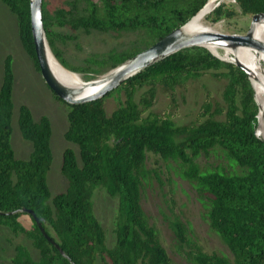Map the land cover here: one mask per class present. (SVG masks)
Segmentation results:
<instances>
[{
    "label": "trees",
    "instance_id": "1",
    "mask_svg": "<svg viewBox=\"0 0 264 264\" xmlns=\"http://www.w3.org/2000/svg\"><path fill=\"white\" fill-rule=\"evenodd\" d=\"M208 1L65 0L66 6L47 12L42 0L41 20L55 60L89 79L107 73L173 28L186 25ZM1 2L14 15L20 44L39 73L30 33L29 0ZM237 10L264 13V0H221L203 20L210 24L232 17ZM53 25L70 32L54 30ZM77 30H131L137 36L128 48L89 52L75 64L63 57L56 42L66 45L70 41L79 48ZM203 73L225 80L223 105L204 89L193 121L175 123L171 114L148 109L156 85L171 92L189 77ZM12 85L11 55L6 53L0 75V225H6L13 236L24 234L38 252V257L32 258L23 244L15 242L9 264H173L140 205L147 151L179 162L181 175L207 199L209 228L229 250L230 255L202 250L174 214L167 225L177 245L187 248L194 264L264 263V139L254 134L258 109L241 67L206 48L187 46L122 80L117 86L123 89L124 97L109 113L104 108L109 91L72 104L62 100L66 105L62 136L76 150L70 145L62 148L59 172L66 185L52 194L45 176L52 158L50 120L44 113L33 118L23 102L17 105V128L30 142V149L25 157L15 156L9 141ZM142 86H146L145 91L136 96ZM214 148L228 160V169L197 164L195 158L200 153ZM96 187L116 198L110 244L92 208L91 195ZM21 208L32 210L60 250L46 240L32 216L19 211ZM21 214L28 216L30 226L19 221Z\"/></svg>",
    "mask_w": 264,
    "mask_h": 264
},
{
    "label": "rangeland",
    "instance_id": "2",
    "mask_svg": "<svg viewBox=\"0 0 264 264\" xmlns=\"http://www.w3.org/2000/svg\"><path fill=\"white\" fill-rule=\"evenodd\" d=\"M93 1L98 2L99 0ZM219 1L221 0H213L206 13ZM43 2L47 12H51L56 6H66L65 0H43ZM204 15L199 18L196 26L199 29H206L205 31L212 29L227 33H244L248 27H251L252 23H250L251 14H243L238 10L232 17L221 18L210 24H207L205 19L203 20ZM255 24L256 22L252 25V29ZM52 28L58 31L70 32L66 27L53 25ZM75 36L79 48H76L70 41H67L66 45L57 41L56 45L68 62L77 64L89 52H102L109 48H128L131 41L136 38L137 33L131 30L107 32L94 30L83 32L77 30L75 31ZM195 46L206 48L222 60H236L228 47L204 46L202 44ZM247 49L251 53L254 67L263 71L261 53L252 48L247 47ZM6 53L11 55V68L13 71V107L11 132L9 135L13 154L17 157H25L30 149V142L20 136L16 124L17 105L23 102L29 107L33 118L44 113L50 120L51 134L49 142L52 158L45 176L51 194L63 190L66 181L59 172L61 150L66 145H70L76 150V146L62 136L66 126V105L62 100L55 98L51 94L40 74L33 68L30 57L24 52L20 44L15 17L0 0V75L2 59ZM52 58L64 72L71 74L76 79L73 82L64 83L65 85L78 86L88 80L84 79V74L79 72L72 73V71L63 68L53 55ZM111 70L113 71V69ZM110 71L108 72L110 73ZM108 72L105 74H109ZM105 74L96 75L89 79L100 78L103 75L106 76ZM224 82L223 78L203 73L189 77L185 83L176 86L171 92L156 85L152 104L148 109L161 114H171V118L175 123L193 121L196 111L203 100L204 89H208L213 100L223 105L221 94ZM249 82L253 89V96L258 109L255 120V133L258 137L264 139V123L261 124L259 121V103L253 80L251 81L250 77ZM145 89L146 86L138 88L136 96L145 91ZM123 97L124 93L121 86L109 91L104 97L106 113H109ZM195 161L201 168L222 167L228 169L230 167L228 160L224 158L221 151L217 148L212 149L208 153H200L195 158ZM145 163L147 175L140 186V205L149 223L157 230L159 240L172 263L194 264L188 257L187 248L177 245L174 235L167 225V220L174 214L185 224L188 236L198 243L202 250L230 255L225 244L208 226L206 217L207 199L199 195L193 184L181 175L179 162L171 158L163 159L158 154L147 151ZM91 199L93 212L105 231L107 244H110L112 242L111 226L116 198L108 195L102 188L96 187L92 192ZM18 219L27 227L31 224L26 214H21ZM8 229L6 225H0V264H9V257L13 252L12 245L15 242L23 244L29 250L32 258L38 257L37 250L31 246L30 240L24 234L17 233L16 236H13Z\"/></svg>",
    "mask_w": 264,
    "mask_h": 264
},
{
    "label": "water",
    "instance_id": "3",
    "mask_svg": "<svg viewBox=\"0 0 264 264\" xmlns=\"http://www.w3.org/2000/svg\"><path fill=\"white\" fill-rule=\"evenodd\" d=\"M206 2V1H205ZM204 2V3H205ZM216 2L211 9L217 4ZM259 17H264L263 12L251 13L250 23L257 20ZM29 24L30 33L34 47V55L38 65V71L40 77L46 86L61 100L68 104L82 102L88 99L97 98L103 96L106 92L114 89L122 80L128 76L134 74L139 69H142L152 63L153 61L168 55L169 53L187 46L204 45V44H216L221 46H250L257 50L264 51V43L256 40L249 33V27L244 33H227L217 30L200 31L191 36H184L181 33L180 26L173 28L169 32L156 39L150 45L140 49L124 61L119 63L113 69L111 75L107 79L93 78L85 80L86 84L82 88L97 85V89L93 93H87L78 97L74 95L80 90L73 87H68L59 82L50 72L47 66V58L45 55L44 44L46 42L42 20H41V0H29ZM47 44V42H46ZM48 46V45H47ZM212 53V52H211ZM213 54V53H212ZM215 55V54H214ZM239 67H241L246 73L249 79L251 72L248 68L243 66L237 61L230 60ZM109 69V70H111ZM104 74V73H103ZM102 75V74H101ZM19 211L26 212L33 217L40 232L51 244L57 247V244L47 235L43 227L39 224L37 218L33 215L31 209L21 208ZM58 248V247H57ZM58 250H60L58 248Z\"/></svg>",
    "mask_w": 264,
    "mask_h": 264
},
{
    "label": "bare ground",
    "instance_id": "4",
    "mask_svg": "<svg viewBox=\"0 0 264 264\" xmlns=\"http://www.w3.org/2000/svg\"><path fill=\"white\" fill-rule=\"evenodd\" d=\"M212 1L213 0H209L207 2V4L205 5V7L191 21H189L186 25L183 24L181 26L182 35L191 36L197 32L206 30V29L205 30L199 29V27L197 28L196 23L199 20V18L206 13V11L208 10ZM255 22H256L255 27L252 29V25ZM249 33L256 40L264 43V17H259L257 20H255L251 23V27L249 28ZM206 45L228 47V46H221V45H216V44H204V46H206ZM247 47L252 48V49L261 53L260 58L263 61V71H260L259 69L254 67L252 59H251V53L247 49ZM228 48H229L230 52L233 54V56L236 58V60L234 59V61L239 62L240 64H242L243 66L248 68L249 71L251 72L250 79H251V81L253 80V86L255 89V93H256V96L258 99L259 109H260V114L258 117H259V121L261 122V124H263L264 123V51L257 50L253 47H250V46H242V45L232 46V47H228ZM44 50H45V55L47 58V66H48L50 72L52 73V75L59 82L64 84V83H70V82H73L76 80L74 78V76H71V74L64 72V70L62 68H60V66L54 61L46 42L44 44ZM111 71H110V73L108 72L109 74H107V75L105 74L106 76H104V75L101 76L100 79H102V80L107 79L111 75V73H112ZM84 84H86V82H82L78 86H68V85H66V86L73 87L75 89L80 90ZM97 87L98 86L94 85V84L87 86V87H84L74 96L78 97V96H81V95H84L87 93H93L97 89Z\"/></svg>",
    "mask_w": 264,
    "mask_h": 264
},
{
    "label": "built area",
    "instance_id": "5",
    "mask_svg": "<svg viewBox=\"0 0 264 264\" xmlns=\"http://www.w3.org/2000/svg\"><path fill=\"white\" fill-rule=\"evenodd\" d=\"M254 134L256 135V133H255V129H254ZM257 136V135H256Z\"/></svg>",
    "mask_w": 264,
    "mask_h": 264
}]
</instances>
